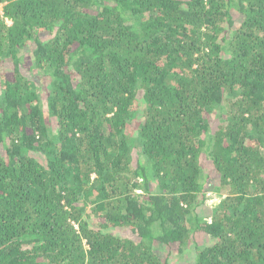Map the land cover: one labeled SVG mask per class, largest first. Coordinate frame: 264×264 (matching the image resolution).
Masks as SVG:
<instances>
[{"label": "trees", "instance_id": "1", "mask_svg": "<svg viewBox=\"0 0 264 264\" xmlns=\"http://www.w3.org/2000/svg\"><path fill=\"white\" fill-rule=\"evenodd\" d=\"M0 4V264H264V0Z\"/></svg>", "mask_w": 264, "mask_h": 264}, {"label": "rangeland", "instance_id": "2", "mask_svg": "<svg viewBox=\"0 0 264 264\" xmlns=\"http://www.w3.org/2000/svg\"><path fill=\"white\" fill-rule=\"evenodd\" d=\"M2 7H3V4H0V10L1 11H2ZM219 123H220V120L219 119H215V123L214 124L216 125V124H219ZM132 127L130 129L131 132L133 131ZM215 201H216L215 199H209L208 200V203L210 205L211 204L214 205V202ZM198 237H200V235ZM170 259H171V263L170 264H189L191 262V255L190 254L189 255L187 254V256L186 255L178 256L175 253V254H172L170 256Z\"/></svg>", "mask_w": 264, "mask_h": 264}]
</instances>
